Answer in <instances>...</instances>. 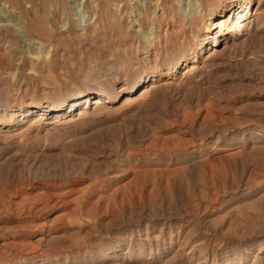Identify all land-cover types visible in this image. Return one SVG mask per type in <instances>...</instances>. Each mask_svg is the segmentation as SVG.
I'll return each instance as SVG.
<instances>
[{
    "label": "rangeland",
    "instance_id": "obj_1",
    "mask_svg": "<svg viewBox=\"0 0 264 264\" xmlns=\"http://www.w3.org/2000/svg\"><path fill=\"white\" fill-rule=\"evenodd\" d=\"M247 1L214 43L201 0H0V264H264Z\"/></svg>",
    "mask_w": 264,
    "mask_h": 264
},
{
    "label": "bare ground",
    "instance_id": "obj_2",
    "mask_svg": "<svg viewBox=\"0 0 264 264\" xmlns=\"http://www.w3.org/2000/svg\"><path fill=\"white\" fill-rule=\"evenodd\" d=\"M247 4H248L247 0H227L225 2L223 0H201L202 9L205 8V10L208 11L207 15H212V17H215V16L218 17L217 19L212 20V22H211L212 28H217L216 33L211 34V41L212 42L215 43L217 41V36L224 34L223 31H226V30L229 31L230 30L232 32L234 29L238 30V27L240 24L239 23L235 24V23L238 22V19L245 17V14H243V13L247 7ZM206 31H207V34H209L208 33L209 30L206 29ZM188 68L189 69H187L185 73L190 72L191 70H194L197 67H196V65L191 64ZM153 84H154V82H153ZM153 84L151 83V85L149 84V87L144 88L141 94L143 95V94L147 93L149 90H152L151 88L155 87V85H153ZM105 98H109V96L108 97L104 96V98H103L102 96L99 95L98 97L95 98L94 103L96 105L103 104L105 102V100H104ZM82 99H83L82 101L84 103H86L88 101V96H84V97H82ZM126 100L128 101V99H126ZM130 100H133V99H130ZM76 102L77 101H75L74 104ZM30 111H31V109L26 110V112H30ZM79 114L81 115L82 112L79 111Z\"/></svg>",
    "mask_w": 264,
    "mask_h": 264
}]
</instances>
